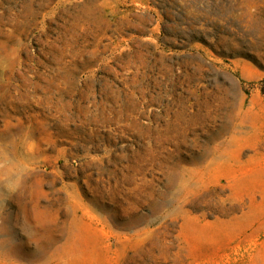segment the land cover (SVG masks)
<instances>
[{
    "label": "rangeland",
    "instance_id": "rangeland-1",
    "mask_svg": "<svg viewBox=\"0 0 264 264\" xmlns=\"http://www.w3.org/2000/svg\"><path fill=\"white\" fill-rule=\"evenodd\" d=\"M0 153V264H264V0H0Z\"/></svg>",
    "mask_w": 264,
    "mask_h": 264
},
{
    "label": "clouds",
    "instance_id": "clouds-1",
    "mask_svg": "<svg viewBox=\"0 0 264 264\" xmlns=\"http://www.w3.org/2000/svg\"><path fill=\"white\" fill-rule=\"evenodd\" d=\"M35 171V164L12 161L5 154L0 153V202L6 203L19 192Z\"/></svg>",
    "mask_w": 264,
    "mask_h": 264
},
{
    "label": "bare ground",
    "instance_id": "bare-ground-1",
    "mask_svg": "<svg viewBox=\"0 0 264 264\" xmlns=\"http://www.w3.org/2000/svg\"><path fill=\"white\" fill-rule=\"evenodd\" d=\"M6 240V239H5ZM9 240H10V238H9ZM2 244V242H0V245ZM1 251V250H0Z\"/></svg>",
    "mask_w": 264,
    "mask_h": 264
}]
</instances>
